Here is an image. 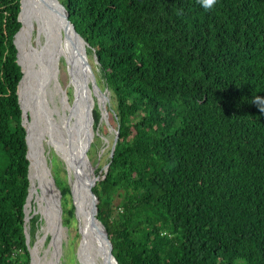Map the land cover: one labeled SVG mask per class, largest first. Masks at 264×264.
<instances>
[{"label":"trees","instance_id":"trees-1","mask_svg":"<svg viewBox=\"0 0 264 264\" xmlns=\"http://www.w3.org/2000/svg\"><path fill=\"white\" fill-rule=\"evenodd\" d=\"M58 1L116 100L113 154L92 190L118 264H264V0L209 11L198 0ZM21 10L0 0V264H30L44 221L29 212L28 244ZM100 120L95 105L93 132ZM48 163L67 264L75 204L61 162Z\"/></svg>","mask_w":264,"mask_h":264},{"label":"rangeland","instance_id":"rangeland-1","mask_svg":"<svg viewBox=\"0 0 264 264\" xmlns=\"http://www.w3.org/2000/svg\"><path fill=\"white\" fill-rule=\"evenodd\" d=\"M26 21L27 19L25 20V22ZM30 29L31 34L29 38ZM25 30V34L23 30L18 36L19 47L22 55V58L20 57V61L21 63H24L26 67L28 66L30 76H33L34 70L37 69L38 61L34 65V63L32 62L33 57L31 56L29 62V45L31 43V45L35 47L36 52V46H45L44 30L38 22V18L36 22V19L30 18V15L29 23ZM63 34V31H60L59 36L62 35L61 44L63 50H59V57L57 59L58 72L54 87L55 91L54 94H46V97L43 100L44 108L54 126H49L47 122L42 121L37 124V126L33 130L34 136L31 151L34 155L35 163L37 162L38 164L33 168V170H31L30 165V180L31 184L35 186L36 189L39 187V189H37L36 192L33 191V186L29 188L32 190V197H29V202L26 206V216H28L29 220V212L34 211V213L41 214V217L44 221L36 232V239L34 241V244L32 246H29L32 264H50L51 253L54 251L53 248L56 230H53L52 223H50V221L48 220L50 198L48 197V195L46 196V198L44 197V186L42 178L44 176L46 178H51L52 174L50 165L48 163V158H50L52 154H55L57 159H59V161L61 162L60 175L67 177L70 180L71 185L78 188V180L76 178L78 177V175L73 167L72 159L68 152V147L78 138L77 125L75 123V120L73 119V112L75 108V101H77L79 98V90H81V88L83 87H81L80 84L75 80V76L77 74V72L73 69L75 63L73 61V57L69 50V47L66 45V42L68 40ZM86 57L91 69L88 74L87 92L92 100V107L96 105V108L101 113L99 126L96 131L94 130L93 136L91 138L92 142H89L86 147V156L93 165H96V167L105 168V165L107 164L108 158L114 146V136L117 129L116 113L114 112L116 100L112 92L107 89L106 82L102 78L101 72H98L99 67L95 62V57L93 56V54L87 55L86 53ZM30 82L28 83L27 78H25V76L23 77L21 84L23 95L22 101L26 111L31 114L32 118H38V109L36 103L32 102L29 96ZM51 89L52 84L50 85V90ZM68 90L70 92V95L67 94ZM82 103H84L83 98ZM66 118H68L69 121H67ZM64 122L67 123L65 124ZM90 134H92V130ZM43 170L45 174H43ZM76 200H78V198H76ZM27 223L28 221L26 222V225L28 226ZM81 224L82 220L79 217H76L72 222V227L80 229ZM65 233L68 234V229H66L62 225L58 226V238L56 241V245L58 246L59 252L57 255L55 254L58 260L60 258L59 255L63 254L61 243L62 239L65 240ZM70 233V236H72L74 232L71 231ZM70 236H66L67 241L65 248L68 256L66 262L67 264H76L75 256L78 259V256L80 255L81 258V251L77 250L80 246V236L69 241ZM27 243L29 244V240ZM82 264H85L83 260Z\"/></svg>","mask_w":264,"mask_h":264},{"label":"water","instance_id":"water-1","mask_svg":"<svg viewBox=\"0 0 264 264\" xmlns=\"http://www.w3.org/2000/svg\"><path fill=\"white\" fill-rule=\"evenodd\" d=\"M44 7V8H42ZM21 14L23 12L30 15V18L36 19L40 17V21L42 20L44 28L49 30H57L61 29L63 31V35L66 36L67 42L66 45L69 47V50L72 54L74 61V70L77 72L75 76V80L80 84L81 90H79V98L75 101V108L73 112V119L77 125V133L78 138L69 145L68 152L72 157V163L75 171L77 172L78 168H81L80 174L82 177H79L78 187L81 189V202L77 201V191L76 186L71 185L70 180L68 182L71 187L72 198L75 204V215L82 220L81 228H78L80 234V243L77 250L81 251L78 256V260L82 263V260L85 264H118L116 258L112 252V243L109 238L108 232L105 229L102 222L97 218V198L94 194L92 187L97 181V176L94 172L96 165H93L86 156V147L91 141L93 136L92 134V124H91V108H92V100L87 92L88 88V74L91 71L90 66L87 62L86 54L84 53V47L82 46L83 39L76 32L73 24L68 19V12L64 8V6L58 0H21ZM21 20V19H20ZM23 22L21 21V26L19 30L15 33L14 42L18 49L17 51V62L21 66L22 77L17 86V93L19 98V103L22 108V117L23 122L26 127V140L28 143V154L30 157L29 163V179L30 175V165H31V146L33 145V136H34V128L40 122H47L49 126H54L51 119L48 117V113L44 108L43 100L46 97V94L52 93L54 94V87L57 80V59L59 57V50H63L62 48V35L56 34L52 36L48 41H45V46L42 47L40 53H37L35 47H33L30 43L29 48V62L32 58V62L35 63L38 59H43L45 62L42 68L39 71L34 70L33 80H31L29 85V96L32 102L36 103L38 109V118H32L31 114H29L23 104L22 101V90H20V84L24 77V67L25 65L21 63L19 59V47L16 43V35L22 28ZM31 34V29L29 32V38ZM37 47V46H36ZM64 54V52H63ZM59 62V60H58ZM88 67V70H87ZM83 82V84H82ZM52 84V89L50 90V85ZM82 98L84 99V103H82ZM69 121L68 118H66ZM65 124L67 122H64ZM118 130L115 131L114 136V145L116 142V134ZM114 148V146H113ZM113 148L110 153V156L113 154ZM38 164V163H37ZM108 164L105 165V168ZM46 178V177H45ZM43 182H46L47 191L50 190L47 182H51L52 186L57 189L54 184V180L52 177L46 178ZM33 186L30 180V187ZM29 187V188H30ZM39 188V187H38ZM37 188V189H38ZM35 186H33V191L37 192ZM51 193V192H50ZM49 192L46 193L49 200V213L48 220L52 223L53 230H56L55 238H54V248L51 253V262L50 264H57L58 259L55 256L59 252L58 246L56 245V241L58 238V226L60 223V194L56 197ZM32 194V190L29 189L28 196L26 199V203L24 206L25 212V222L28 221V216H26V206L29 202V197ZM30 210V209H29ZM28 210V211H29ZM28 226L25 227L26 232V241L29 240V233L27 231ZM85 256V257H84ZM82 259V260H81ZM32 264V262L30 263Z\"/></svg>","mask_w":264,"mask_h":264},{"label":"bare ground","instance_id":"bare-ground-1","mask_svg":"<svg viewBox=\"0 0 264 264\" xmlns=\"http://www.w3.org/2000/svg\"><path fill=\"white\" fill-rule=\"evenodd\" d=\"M42 8H44V7H42ZM38 18V22L40 23V25L42 26V28H43V30H44V42L45 41H48L52 36H54V35H56V34H59L60 35V29H58L57 28V30H49V29H45L44 28V25H43V22H42V20L40 21V17H37ZM27 19V21L25 22V20ZM21 21L23 22V25H22V28L20 29V31L18 32V34L16 35V38H15V40L17 39V37H18V35L21 33V31H23L24 30V34H25V29H26V27L28 26V23H29V14H27L26 12L24 13L23 12V14H22V16H21ZM24 36V35H23ZM17 43V42H16ZM18 45V44H17ZM19 47V46H18ZM42 47L43 46H37V53H40L41 52V50H42ZM19 59H20V50H19ZM44 61H43V59H38V65H37V69H36V71H39L41 68H42V66L44 65ZM24 64V63H23ZM25 68H26V66H25ZM28 72H29V74H28ZM28 72L26 73V71L24 70V76L25 75H27L28 77H27V80H28V83L31 81V80H33V77L32 76H30V71L28 70ZM23 80V79H22ZM21 84H22V82H21ZM21 84H20V90H21ZM53 131V130H52ZM48 132V131H47ZM50 135V134H49ZM48 136V135H47ZM55 138V137H54ZM71 159H72V157H71ZM32 164L34 165V167H36L37 166V162L35 163V161H34V155H33V153H32V151H31V170H33V168H32ZM80 172H81V168H78V170H77V175H78V177H76L77 178V180H78V183H79V177H82V175L80 174ZM43 174H45V172H44V170H43ZM43 178V181L46 179L45 178V176L44 177H42ZM49 178V177H48ZM45 183L46 182H43V186H44V188H43V190H44V197L46 198V193L47 192H51L50 194H53V196L54 197H56V195H55V190H54V187L52 186V184H51V182H50V184H49V182H47L48 183V185H49V188H50V190L49 191H47V188H46V185H45ZM76 191H77V193H78V195H77V198H78V200L77 201H79V202H81V200H80V196H81V189L78 187V188H76ZM46 209H47V207H46Z\"/></svg>","mask_w":264,"mask_h":264},{"label":"clouds","instance_id":"clouds-1","mask_svg":"<svg viewBox=\"0 0 264 264\" xmlns=\"http://www.w3.org/2000/svg\"><path fill=\"white\" fill-rule=\"evenodd\" d=\"M198 2L200 6L206 11L212 10L217 4V0H198ZM256 103L258 104V107L260 108V110L264 111V101L258 100L256 101Z\"/></svg>","mask_w":264,"mask_h":264}]
</instances>
